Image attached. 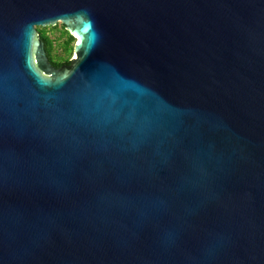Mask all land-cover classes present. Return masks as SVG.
I'll list each match as a JSON object with an SVG mask.
<instances>
[{
	"label": "water",
	"instance_id": "95a60500",
	"mask_svg": "<svg viewBox=\"0 0 264 264\" xmlns=\"http://www.w3.org/2000/svg\"><path fill=\"white\" fill-rule=\"evenodd\" d=\"M0 264H264V0H0Z\"/></svg>",
	"mask_w": 264,
	"mask_h": 264
},
{
	"label": "trees",
	"instance_id": "16d2710c",
	"mask_svg": "<svg viewBox=\"0 0 264 264\" xmlns=\"http://www.w3.org/2000/svg\"><path fill=\"white\" fill-rule=\"evenodd\" d=\"M60 25H61L60 35L64 36V39L59 45L64 55H57V56H55L52 53L54 50L53 39H51L47 34L48 30H55L57 26L53 25L47 27L46 26L36 27L37 37L43 42V48L48 57V60L56 68L70 63L69 53L73 47V41H74V37L65 29L64 25L63 24Z\"/></svg>",
	"mask_w": 264,
	"mask_h": 264
},
{
	"label": "rangeland",
	"instance_id": "374dc122",
	"mask_svg": "<svg viewBox=\"0 0 264 264\" xmlns=\"http://www.w3.org/2000/svg\"><path fill=\"white\" fill-rule=\"evenodd\" d=\"M61 23L60 22H57L56 26L57 28L55 30H48L47 31V34L48 36L53 39V46H54V50H53V54L55 56L57 55H64L63 52H62V49L60 47V43L62 42V40L64 39V36H61L60 35V25ZM47 27V26H46ZM75 42V39L73 41V43ZM74 57V50H73V47L69 53V58H73Z\"/></svg>",
	"mask_w": 264,
	"mask_h": 264
}]
</instances>
